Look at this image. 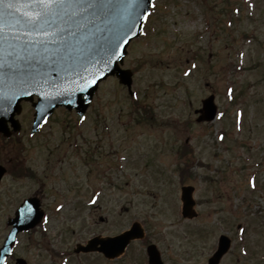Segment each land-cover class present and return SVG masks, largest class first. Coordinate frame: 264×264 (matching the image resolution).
I'll use <instances>...</instances> for the list:
<instances>
[{
    "label": "rangeland",
    "instance_id": "obj_1",
    "mask_svg": "<svg viewBox=\"0 0 264 264\" xmlns=\"http://www.w3.org/2000/svg\"><path fill=\"white\" fill-rule=\"evenodd\" d=\"M153 12L127 60L134 99L111 77L85 120L60 108L30 138L25 105L21 133L0 139L10 170L0 185V247L26 198L41 196L48 212L20 238L16 256L29 264H111L74 249L143 215L168 264H205L223 234L233 245L222 264H264V0H155ZM210 95L218 117L198 123ZM182 184L196 187L193 220L181 214ZM95 189L101 200L88 207ZM128 257L113 264H133Z\"/></svg>",
    "mask_w": 264,
    "mask_h": 264
},
{
    "label": "snow or ice",
    "instance_id": "obj_2",
    "mask_svg": "<svg viewBox=\"0 0 264 264\" xmlns=\"http://www.w3.org/2000/svg\"><path fill=\"white\" fill-rule=\"evenodd\" d=\"M154 7L155 0H0V114H6L16 99L15 92H4L10 83L24 92L55 74L69 85L62 91L74 93L87 91L106 79L112 71L113 58L127 43L135 22L147 20ZM21 10L22 36L13 34L8 23L15 21L19 25L21 19L17 15ZM101 64L103 68L92 70ZM252 187H256L255 178ZM135 223L129 226L134 227ZM240 231L244 232L243 226ZM102 243L108 248H120L125 238L117 234Z\"/></svg>",
    "mask_w": 264,
    "mask_h": 264
},
{
    "label": "water",
    "instance_id": "obj_3",
    "mask_svg": "<svg viewBox=\"0 0 264 264\" xmlns=\"http://www.w3.org/2000/svg\"><path fill=\"white\" fill-rule=\"evenodd\" d=\"M23 16V10L18 13L17 19H21ZM146 21V20H145ZM135 22L136 27L133 28L132 32L128 33L126 37L127 43H123L121 45V49L117 52L116 56L113 58V63L110 65L112 71L108 74L109 76L117 75L120 78L122 84H126L131 88L132 79L131 73L129 71H124L121 69V64L123 63L124 57L127 54V47L131 43L134 38H137L141 35L144 22ZM129 23H133L131 19L128 21ZM9 26L14 29L15 35H23L24 25L23 20L21 19V23L19 25L15 24V21H9ZM133 32L135 35H133ZM99 68H103V65H94L92 70H97ZM107 71V69H105ZM105 80V79H102ZM98 81L97 85L89 88L87 91H77L74 93L63 92L62 89L68 87L69 85L59 80V78L53 74L52 78L44 77L41 80V83L37 87H27L24 89V92H30L29 94H24L19 90V86L10 83L4 92L7 94H11L13 92L16 93V99L12 102L10 109L6 114H0V117L3 115H7L8 117H12L14 115V111L17 109V112L20 111V102L23 100H31L34 95H37L40 99L39 102L35 104L37 108V118L35 120L34 131L38 130V127L41 124L45 123L46 120L53 113L54 109L59 106H65L69 110L76 109L80 116H84L90 102L93 99V96L98 88L99 83L102 81ZM55 81V83H53ZM76 82H79V79H76ZM74 86V84L72 85ZM40 92H44L46 95L41 96ZM2 95V94H0ZM3 101H0L2 103ZM14 104V105H13ZM13 106V108H12ZM202 116L198 119L199 122L203 121H212L217 113V107L215 105V97L214 95L210 96L208 99L203 102V109L200 110ZM5 118H1V123H6ZM39 125V126H38ZM2 128H0V131ZM193 188L186 187L183 189V203L184 208L183 212L186 217H194L196 213L193 210L195 202L192 198ZM43 217V213L39 210V201L38 200H30L27 201L17 212L16 218L10 223L14 226V230L12 231L10 237L7 240L6 246L2 249L0 254V264L4 263L5 258L8 256L9 252L12 250V245L15 243L16 235L18 232L29 230L41 222ZM125 238V243L120 248H108L103 240H99L98 238L92 239L87 246L78 245L76 252H92V251H103L108 256H116L124 252L125 248L128 244L135 238H139L140 234L138 232V228L134 227L131 231L123 234ZM101 243L102 248H98L97 245ZM231 245L230 240L227 237L221 239L220 248L218 252L211 258L209 264H218L223 255L229 250ZM154 249V247H153ZM151 261L154 263H158V255L149 249ZM21 264H25L21 262Z\"/></svg>",
    "mask_w": 264,
    "mask_h": 264
},
{
    "label": "flooded vegetation",
    "instance_id": "obj_4",
    "mask_svg": "<svg viewBox=\"0 0 264 264\" xmlns=\"http://www.w3.org/2000/svg\"><path fill=\"white\" fill-rule=\"evenodd\" d=\"M23 112H24V110H23ZM21 113H17L16 114V116L14 117V122L13 121H8L6 118V123H4L3 124V126H2V128H3V131H1L0 132V139H11L12 138V136H14V135H18V134H20L21 133V122H20V117H21V115H20ZM0 148H1V145H0ZM81 151V153H83L84 152V150H80ZM86 152L88 151L87 149L85 150ZM89 152V151H88ZM64 159L66 160L67 159V156L65 155L64 156ZM60 161H62V160H60ZM0 167H3L4 169H5V174H4V176H3V178H2V181H1V183L0 184H3V182H4V180L6 179V177L10 174V170H9V168L7 167V165H4V164H2V163H0ZM23 171V169H19L18 168V172H22ZM50 171H52V169L50 170ZM49 171V172H50ZM16 172H17V168H16ZM89 173V172H88ZM102 174H99L98 175V181H97V183L99 184V182H101L102 183ZM101 180V181H100ZM85 181V180H84ZM126 184H128L129 182H125ZM114 184V183H113ZM114 185H117L116 187L115 186H113V190H117V192H124V189H125V187L124 188H120V186H119V181L117 180L116 182H115V184ZM89 186H92V184H88L86 181H85V190H88V189H91ZM89 187V188H88ZM84 190V191H85ZM86 193H87V191H86ZM101 194V192H100V189H95L94 190V193L92 194V196L90 197V199H92L93 198V200H95V204L92 206V207H94L95 205H97L98 203H99V201L101 200V198H100V195ZM113 197H114V195H113ZM112 197V199H114V201L116 202V205H117V203H119V201L121 200V201H123L124 199H122V197H119V196H117V197H114L113 198ZM116 207V206H115ZM123 210L125 209V207H123L122 208ZM116 212H119V210H116L115 211V213ZM150 217H146L145 215H143V218H141L142 220H139V219H131L130 220V222H137V223H140L143 227H144V229H145V232L147 231V226H148V223H149V221H146V219H149ZM101 222H107V221H105V219L101 216ZM128 229H130V226L129 227H127L125 230H123L122 232H124V231H126V230H128ZM121 232V233H122ZM121 233H117V234H121ZM117 234H115V235H113V236H116ZM98 237H100V238H103L104 236L103 235H98ZM110 237V236H109ZM145 239H147L148 240V243H145ZM152 244H155L156 246H157V248H158V251H159V254H157L156 253V255H158V263H154L153 261H151V258H150V256H149V254H148V248L150 247V245H152ZM137 246H139L140 247V249H141V254H137L138 252H139V250L137 249ZM217 246H218V242H217V245H215V247H214V250L212 251V253L209 255V257L207 258V260H206V263L205 264H208L209 263V259H210V257L214 254V252H215V250L217 249ZM98 248H101V244H99V246H98ZM96 254H98L100 257H101V259H102V261H107L108 263H111V264H113V263H115V262H118V261H120L121 259H124V258H127L128 256H133V257H135V261H134V263L133 264H138V263H140V264H168L167 263V258H166V254H165V252L163 251V249L161 248V246L160 245H158V244H156V243H154L153 241H151L149 238H148V236H147V232H146V235H145V237L143 238V239H139V240H135V241H132L131 242V244L129 245V247L127 248V250H126V252L122 255V256H120V257H117V258H115V259H109V258H106L104 255H103V253L101 252V251H99L98 253H96ZM130 257H128V258H130ZM225 257H226V255L223 257V259H222V261H221V263L220 264H222V262H223V260L225 259ZM16 257L15 258H11L10 259V263H16L15 261H16ZM130 260V259H129ZM130 263V261H128V264Z\"/></svg>",
    "mask_w": 264,
    "mask_h": 264
}]
</instances>
